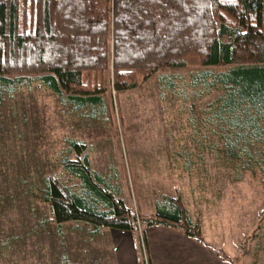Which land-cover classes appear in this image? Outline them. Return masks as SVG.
<instances>
[{
  "label": "rangeland",
  "instance_id": "1",
  "mask_svg": "<svg viewBox=\"0 0 264 264\" xmlns=\"http://www.w3.org/2000/svg\"><path fill=\"white\" fill-rule=\"evenodd\" d=\"M207 67L164 69L140 87L114 90L105 71L106 106L76 111L40 81L6 94L0 106V264H147L140 222L134 232L67 222L58 227L43 200L59 179L81 181L64 160H77L69 141L85 144L94 170L111 179L141 219L164 196H181L205 238L231 264H264V174L236 171L218 157L222 141L194 116L223 91L193 86ZM216 71L223 67H210ZM172 81L174 89H168ZM81 154V155H82Z\"/></svg>",
  "mask_w": 264,
  "mask_h": 264
},
{
  "label": "trees",
  "instance_id": "2",
  "mask_svg": "<svg viewBox=\"0 0 264 264\" xmlns=\"http://www.w3.org/2000/svg\"><path fill=\"white\" fill-rule=\"evenodd\" d=\"M191 65L207 67L193 86L223 91L205 109L192 108L221 139L218 157L237 180L264 174V0H0V106L6 94L40 81L76 111L90 108L95 116L106 106L108 68L121 92L164 69ZM217 66L224 69L210 68ZM69 143L79 155L66 158L64 167L80 188L54 179L43 195L58 227L81 222L94 233L134 232L141 222L144 229H179L210 245L181 196H164L155 212L138 219L120 187L82 154L85 144ZM143 238L147 248L145 230Z\"/></svg>",
  "mask_w": 264,
  "mask_h": 264
},
{
  "label": "crops",
  "instance_id": "3",
  "mask_svg": "<svg viewBox=\"0 0 264 264\" xmlns=\"http://www.w3.org/2000/svg\"><path fill=\"white\" fill-rule=\"evenodd\" d=\"M150 264H231L218 248L162 225L145 227Z\"/></svg>",
  "mask_w": 264,
  "mask_h": 264
}]
</instances>
